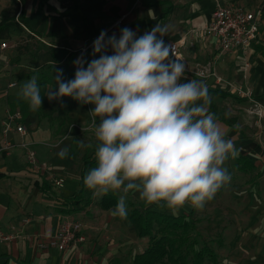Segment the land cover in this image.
Segmentation results:
<instances>
[{
    "label": "crops",
    "instance_id": "0c3cea01",
    "mask_svg": "<svg viewBox=\"0 0 264 264\" xmlns=\"http://www.w3.org/2000/svg\"><path fill=\"white\" fill-rule=\"evenodd\" d=\"M12 1L0 0V14L15 5ZM18 1L19 12L23 11L22 28L14 27L19 34L16 38L12 35L9 42L25 44L2 53L0 131L7 110L21 109V124L27 132L13 130L8 137L0 138V147L8 140L12 143L0 158V229L16 236L10 242H0V264H133L134 257L147 248L149 238L138 235L129 213L134 206L144 211L153 204H146L138 193L130 192L126 197L128 216L122 220L111 216L115 206L102 207L104 195L94 194L83 183L89 169L96 166L98 141L89 113L94 105L81 104L71 97H63L62 102L49 101L44 95L51 88L56 90L54 67L68 65L75 73L73 61L102 30L119 37L120 30L128 27L140 36L156 24L166 26L165 43L180 41L191 69L197 63L213 61L225 81L251 93V98L240 96L214 77L200 79L185 72L187 80H202L209 91L233 92L232 96L209 93L210 112L216 114L226 138L242 149L239 157L249 160L244 170L238 158L225 162L231 181L203 209L196 210L199 237L213 240L209 245L217 254L216 264H264V118L253 111L251 100H258L264 107V13L260 36L251 48L221 52L216 39L203 32L217 0H165L149 6L143 0H49L41 9L39 0ZM220 1H237L252 9L259 3ZM49 51L58 55L56 61L45 59ZM91 56L92 47L83 57L91 61ZM33 75L38 76L43 96L41 109L35 112L18 96ZM12 81L18 85L10 87ZM96 122L98 125L99 117ZM65 146L70 148L69 157L60 159L57 153ZM28 149L36 152L41 169L29 164ZM52 173L64 179L63 186L55 184ZM108 194L119 199L122 192ZM192 208L186 204L179 212L188 213ZM66 217L82 221L85 241L64 251L42 246L58 233Z\"/></svg>",
    "mask_w": 264,
    "mask_h": 264
},
{
    "label": "clouds",
    "instance_id": "9594fccd",
    "mask_svg": "<svg viewBox=\"0 0 264 264\" xmlns=\"http://www.w3.org/2000/svg\"><path fill=\"white\" fill-rule=\"evenodd\" d=\"M165 35L166 26L159 24L140 36L128 27L119 37L102 30L92 45L98 58L78 57L74 78L67 81L54 67L56 90L44 95L49 101L71 97L94 105L89 113L98 141L96 166L83 183L94 194L122 192L110 211L122 220L130 192L173 215L186 204L203 209L231 181L225 162L242 151L210 112L208 85L185 78L186 65L175 56L174 45L164 42ZM18 96L31 111L41 109L38 76L25 82ZM69 153L65 146L57 155L65 159Z\"/></svg>",
    "mask_w": 264,
    "mask_h": 264
},
{
    "label": "built area",
    "instance_id": "2783aa9c",
    "mask_svg": "<svg viewBox=\"0 0 264 264\" xmlns=\"http://www.w3.org/2000/svg\"><path fill=\"white\" fill-rule=\"evenodd\" d=\"M20 13L21 11L17 14V20L19 23H21V20L19 19ZM263 13V0H259L258 5L254 9L241 5L237 1L224 3L217 0L213 17L203 27V32L216 39L221 52L233 49H249L260 36ZM94 40L81 50V56H84L88 49L92 47ZM166 44L174 45L175 56L186 65V73H190L194 77L200 79H209L214 77L217 83H225L227 88L236 90L238 95L251 98L250 92L245 91L242 87L232 82L225 81L218 74L213 61L197 63L195 67L191 69L189 67L188 59L185 58L181 51L180 41H173ZM9 47H11L9 42H0V61H2L3 51L9 49ZM17 85L18 83L16 81H12L9 84L10 87H15ZM251 100L254 103L253 111L259 116V118H264L263 105L254 98ZM22 119L23 113L21 109L14 112L10 109L7 110V117L3 123V128L0 131V138L2 135L8 137L13 130H17L19 133L25 134L27 130L25 126L21 124ZM11 146L12 143L8 140L5 146L0 147V158L2 152L4 150H8ZM22 146H26V144H22ZM27 160L35 169L42 168L38 163L36 152L33 149H28ZM51 177L56 185L63 186V178L57 177L54 173L51 174ZM25 221L29 222L30 218L25 219ZM82 230V221L66 217L61 223L58 233L48 242H43L42 246L53 247L60 251H64L69 248H76L81 242L85 241V235L82 233ZM15 237L16 236L12 233H6L0 229V242H10Z\"/></svg>",
    "mask_w": 264,
    "mask_h": 264
},
{
    "label": "trees",
    "instance_id": "16d2710c",
    "mask_svg": "<svg viewBox=\"0 0 264 264\" xmlns=\"http://www.w3.org/2000/svg\"><path fill=\"white\" fill-rule=\"evenodd\" d=\"M48 1L39 0V9ZM143 2L149 6L152 4H163L166 1L143 0ZM12 4L17 6L13 5L0 14V42L12 40L11 31L14 27L22 28L17 20L20 1L13 0ZM22 15L23 11L20 13V20ZM24 44V42L16 43L13 47L19 48ZM94 58L96 57L92 55L91 60ZM45 59L56 61L58 55L55 52L49 51L46 53ZM61 69L63 70V79L65 81L74 78L75 73L68 65L62 66ZM209 93L219 96L233 95V92L221 89L210 90ZM247 161L249 162L244 156L238 157L241 169H245L244 164ZM117 202V196L107 194L103 196L101 205L103 208L108 209L116 206ZM129 204L133 206L134 203L130 202ZM196 210L192 208L188 213L179 212L178 215H173L166 207H158L155 204L144 211L134 206L129 213L130 220L135 225L140 237L149 238V244L144 252L134 257L133 264H204L206 261L216 264L218 257L209 245L211 239L202 243L200 241L197 230L199 219L195 217Z\"/></svg>",
    "mask_w": 264,
    "mask_h": 264
},
{
    "label": "rangeland",
    "instance_id": "374dc122",
    "mask_svg": "<svg viewBox=\"0 0 264 264\" xmlns=\"http://www.w3.org/2000/svg\"><path fill=\"white\" fill-rule=\"evenodd\" d=\"M11 7V6H10ZM263 7H264V2H263ZM9 8V7H8ZM5 10H7V8L5 9ZM4 10V11H5ZM19 33H18V30H17V28H13L12 29V31H11V35H13V37L14 38H16L17 37V35H18ZM13 42V43H12ZM10 44H11V47H13V45L15 46V44H16V42L15 41H11L10 42ZM11 47H9V49L11 48ZM17 48V47H16ZM7 58V57H6ZM5 60V59H4ZM22 60V59H21ZM24 60V59H23ZM1 105V104H0ZM2 106V105H1ZM216 237V236H215ZM210 238L211 237H200V241H201V243L203 242L202 240L203 239H205V241H209L210 240ZM217 238V237H216ZM209 242H213V240H210ZM218 241H216V243H217ZM215 245H217V244H215ZM213 264H215V263H213Z\"/></svg>",
    "mask_w": 264,
    "mask_h": 264
}]
</instances>
